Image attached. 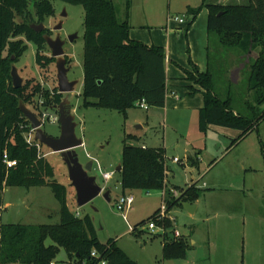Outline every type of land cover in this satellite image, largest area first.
<instances>
[{
	"label": "rangeland",
	"instance_id": "374dc122",
	"mask_svg": "<svg viewBox=\"0 0 264 264\" xmlns=\"http://www.w3.org/2000/svg\"><path fill=\"white\" fill-rule=\"evenodd\" d=\"M119 16L124 19L126 1L113 0ZM168 13L172 20L176 15L188 13V5H199L202 0H151ZM244 2V0H233ZM55 14L47 17L44 25L46 33L53 38L57 35L65 40L64 50L68 77L78 80L73 92L68 93L72 112L76 114L78 136L84 144L76 148L80 161L85 164L89 154L96 152L93 171H114L113 177L106 182L102 175L98 183L110 190V201L102 194L90 203L79 206L76 202V190L71 184L67 164L59 152H53L46 145L38 142V150L51 162L55 178L67 186L68 203L76 212L79 207L81 215L89 214L93 219L97 236L102 242L109 239L119 241L127 254L139 264H264V118L239 140L241 130L209 125L207 130L199 129V110L192 107L178 106L165 111L161 107L146 110L139 106L128 110L129 119L118 111L83 107L82 84L84 78V19L85 12L81 5H73L60 0L53 1ZM136 0H131V9L139 10ZM195 7V6H192ZM153 9V10H154ZM29 10L35 18L33 0ZM143 10V9H142ZM181 23L178 31L185 30L190 16ZM37 18H35L36 21ZM17 20H21L19 17ZM61 25L55 30V27ZM70 40V36H74ZM28 47L15 66L20 75L33 78L48 88L58 86L55 62L42 67L36 62L37 47L28 41ZM210 69L215 76V90L222 97L231 96L235 111L257 119L264 114V105L254 112L248 108L254 103V92L248 89L251 63L258 52L237 55V49L220 44L216 33L210 34L209 43ZM43 52L51 56L47 43ZM183 57L190 53L182 51ZM243 56V57H242ZM187 65L189 63L187 62ZM93 101V99H92ZM51 113H54L50 111ZM73 112V113H74ZM254 113H256L254 115ZM255 119V120H256ZM47 133L58 136L59 122H47ZM127 134L138 138L129 140L135 145L146 144L149 147H163L166 151L167 178L164 190L179 192L174 186L186 187L197 183L201 189L200 196L190 211L184 205H176L169 212L176 218V225L183 238L191 244L186 256L174 259L163 258V237L152 235L146 229L149 217L163 206V190L145 191L127 190L135 201L124 213L116 206V200L123 194L121 173L117 170L122 160L124 139ZM34 137V135H33ZM26 139H30L29 134ZM237 140V141H236ZM199 157L196 166L190 164L188 156ZM177 157L180 161H174ZM3 200L11 202L8 208L0 206V228L10 222L21 223H59V201L48 185L26 188L23 186L5 187ZM49 210V213L47 212ZM142 234L139 236L131 228L137 223ZM53 241L48 239L47 245ZM56 261L68 262V255L61 248ZM70 264H76L74 261Z\"/></svg>",
	"mask_w": 264,
	"mask_h": 264
},
{
	"label": "trees",
	"instance_id": "16d2710c",
	"mask_svg": "<svg viewBox=\"0 0 264 264\" xmlns=\"http://www.w3.org/2000/svg\"><path fill=\"white\" fill-rule=\"evenodd\" d=\"M53 1L33 0L35 21L29 10L30 0H0V206L5 187L16 186L48 185L60 203L59 223L10 222L1 225L0 264H51L52 261L57 264H70L72 261L76 264H101L103 259L106 264H139L115 239L102 242L89 214L77 216L71 210L67 186L55 178L54 166L38 150L39 141L26 139L31 132V124L20 109V102L40 115V101L47 110L57 113L55 106L65 97L58 86L51 89L33 78L16 88L11 74L12 65L23 56L28 41L37 47L38 65L48 67L55 61V57L43 52L46 46L44 35L49 33V29L38 32L30 26L55 14ZM60 1L81 5L85 12L82 106L115 110L125 118L128 110L141 100L150 107H164L167 94L166 52L161 46L131 39V0L126 1L124 19L120 18L113 0ZM203 7L209 11L208 30L210 34H217L220 44L237 49L240 56V52L244 53L243 56L255 50L258 52L250 66L248 83V89L254 92L255 98L248 108L254 112L258 106L264 105V0L226 4L203 0L197 7H188V13L193 16L188 27ZM18 17L21 20L18 21ZM189 66L190 69L183 68L186 80L192 83L189 93L199 91L203 95V106L198 111L201 131L205 132L209 125L235 128L241 130L239 140L264 118L263 114L255 120L235 111L232 97L222 98L216 92L211 69L201 72L190 56ZM135 138L138 137L127 134L124 139L119 170L123 193L134 189L164 190L167 178L165 148L129 143ZM5 152L9 159L17 161L16 165L7 166ZM188 160L193 166L199 163L198 155H189ZM174 187L179 190V195L174 196L168 190L164 199L169 211L184 202L194 204L200 196L201 189L195 182L186 187ZM159 210L148 220L157 219ZM145 222L137 223L132 232L138 236L142 234L139 226ZM164 223L167 228L172 227L169 219ZM48 239L53 243L47 245ZM61 248L66 250L68 262L56 261ZM190 248L191 244L183 237L174 238L169 233L163 236L164 259L184 257ZM93 250H97L99 256H93Z\"/></svg>",
	"mask_w": 264,
	"mask_h": 264
},
{
	"label": "crops",
	"instance_id": "0c3cea01",
	"mask_svg": "<svg viewBox=\"0 0 264 264\" xmlns=\"http://www.w3.org/2000/svg\"><path fill=\"white\" fill-rule=\"evenodd\" d=\"M136 1L138 3L137 7H140V9L135 11V6L131 9V15L129 18L131 25V39L141 41L150 46H161L165 49L166 52L165 71L167 77V94L165 106L161 108H163L165 111H168V108H177L178 106H185L187 108L196 106V108H198L199 110V108L203 106V95L199 91L195 94L189 93V85H191L192 83L186 80V75L183 71V68L190 69V66L187 65V62L189 63V57L188 54L187 56L183 57L182 51H190V57L195 62V64L199 66L201 72L210 69V32L208 30V8H202L191 26H187L184 34L183 30L178 31V29L181 28L182 24L175 20H172L169 13L168 16H166V12L163 11L160 6L156 5L155 10L151 5V0ZM245 1L246 0H244V2ZM207 2H220L223 4L241 3L239 1L234 2L233 0H207ZM199 5H188V7H197ZM186 14L190 16V20L188 21L189 24L193 16L185 11V14H182L185 15V21L187 17ZM237 55L240 56V54ZM125 119H129V114ZM142 145L147 146L146 144ZM5 189L8 190L7 188ZM10 205H12L11 202H4L3 200L1 209H3L4 207L8 208ZM58 211L60 212V208ZM47 212L49 213V210ZM77 212L80 213L79 207L75 213ZM117 243L121 248L124 249V247L119 244V241H117Z\"/></svg>",
	"mask_w": 264,
	"mask_h": 264
},
{
	"label": "water",
	"instance_id": "95a60500",
	"mask_svg": "<svg viewBox=\"0 0 264 264\" xmlns=\"http://www.w3.org/2000/svg\"><path fill=\"white\" fill-rule=\"evenodd\" d=\"M36 31H43L46 26L44 22L38 24L31 23L30 25ZM61 25L55 27V30L60 28ZM74 36H70L69 39L73 40ZM48 47L51 49V56L56 58L55 67L57 69V81L58 88L61 93L65 94L63 101L56 105L59 113L60 134L58 136L47 133L42 126V122L38 115L30 109L24 102H20V109L30 121L31 127L35 130V139L42 144L46 145L53 152H59L67 164L69 171V178L72 186L76 190V202L79 206H83L90 203L98 195L102 194L105 199L110 201V190L104 189L97 181V178L101 176L102 171H93L94 160H97V151L89 154V160L83 164L80 161L79 153L76 150L77 147L84 144L83 138L78 136L76 115L72 112V104L69 99L68 93L75 90V86L78 80H70L68 72L70 66H67V59L65 57L64 44L60 35L52 37L48 34L44 35ZM14 58V56H13ZM12 79L13 85L19 88L23 85L24 78L20 75L18 68L12 65ZM121 164L117 167V170H121ZM183 205L190 211L195 206L192 203L184 202Z\"/></svg>",
	"mask_w": 264,
	"mask_h": 264
},
{
	"label": "built area",
	"instance_id": "2783aa9c",
	"mask_svg": "<svg viewBox=\"0 0 264 264\" xmlns=\"http://www.w3.org/2000/svg\"><path fill=\"white\" fill-rule=\"evenodd\" d=\"M175 21L181 23L185 22V15H177L175 17H173ZM42 101H40V107H41V111H40V115H38L39 119L42 122V126L44 127L45 123L51 121V122H59V113L54 112L51 113L49 110H47L46 107H44L42 105ZM137 106L143 108V109H148L149 105L147 104V102L145 100H141L139 102H137ZM34 135V137H33ZM29 136L30 139L32 140V138L35 139V130L31 127V132H29ZM29 142H31L30 140H28ZM4 160L7 164L8 167H12L14 165H16L17 161L16 160H12L8 158L7 153L5 152L4 154ZM174 161H180L179 158L175 157ZM102 177L103 179L108 182L114 175V171H102ZM104 189H106L105 187H103ZM167 192L165 190H163V200L166 197ZM174 196H178L179 192H173L172 193ZM135 201V196L132 193H123L121 196H119L116 200V206L117 208L121 211V213H124V218H126L127 215V211L132 207V204ZM77 216L80 215L79 212L76 213ZM157 219L152 218L150 219L147 224H146V229L152 233V235L154 234H160L162 237L166 234L169 233L170 236H173L174 238H181V232L179 231L178 226L175 224L176 223V218L174 216H172L169 212V210L167 209L165 200H164V204L162 207H160L159 212L156 215ZM165 219H169L172 222V227L171 228H167L165 226L164 220ZM160 221V222H159ZM131 230H133V228H131ZM92 255L93 256H99V253L97 252V250H93L92 251ZM51 264H57L55 261H52ZM63 264V263H60ZM101 264H106V260L103 259L101 261Z\"/></svg>",
	"mask_w": 264,
	"mask_h": 264
},
{
	"label": "flooded vegetation",
	"instance_id": "af4514ba",
	"mask_svg": "<svg viewBox=\"0 0 264 264\" xmlns=\"http://www.w3.org/2000/svg\"><path fill=\"white\" fill-rule=\"evenodd\" d=\"M67 59V58H66Z\"/></svg>",
	"mask_w": 264,
	"mask_h": 264
}]
</instances>
